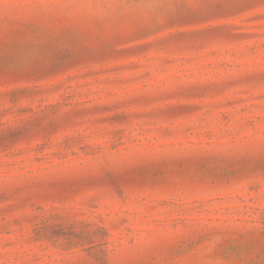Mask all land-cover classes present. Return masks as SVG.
I'll return each instance as SVG.
<instances>
[{
	"label": "rangeland",
	"instance_id": "1",
	"mask_svg": "<svg viewBox=\"0 0 264 264\" xmlns=\"http://www.w3.org/2000/svg\"><path fill=\"white\" fill-rule=\"evenodd\" d=\"M0 264H264V0H0Z\"/></svg>",
	"mask_w": 264,
	"mask_h": 264
}]
</instances>
